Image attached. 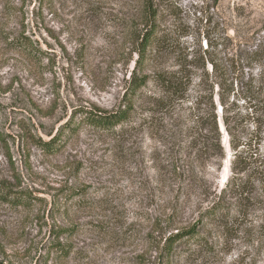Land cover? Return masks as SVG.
Segmentation results:
<instances>
[{"label":"rangeland","instance_id":"374dc122","mask_svg":"<svg viewBox=\"0 0 264 264\" xmlns=\"http://www.w3.org/2000/svg\"><path fill=\"white\" fill-rule=\"evenodd\" d=\"M143 4L0 0V188L33 197L17 208L0 196V264H264V183L247 196L221 194L232 154L223 127L228 159H199L173 118L147 117L148 104L136 98L138 113L124 132L84 127L59 152L37 146L79 109L112 111L135 73L154 70L153 63L135 69ZM154 4L172 37L168 66L209 47L217 81L233 84L240 100L242 76L257 79L264 70L255 56H264V0ZM206 69L211 74L210 63ZM191 168L202 187L181 180ZM219 197V219H205ZM193 229L204 243L180 244L169 256L166 239ZM65 245L68 257L58 252Z\"/></svg>","mask_w":264,"mask_h":264},{"label":"trees","instance_id":"16d2710c","mask_svg":"<svg viewBox=\"0 0 264 264\" xmlns=\"http://www.w3.org/2000/svg\"><path fill=\"white\" fill-rule=\"evenodd\" d=\"M143 7L141 28L136 38L138 59L135 69L143 70L147 63H153L154 70L143 77L135 73L122 101L112 111L100 108L79 109L55 136L48 141L39 140L37 146L49 153L59 152L84 127L109 135L124 132L133 125V118L138 113L135 100L141 98L148 104L142 108L145 114H149L147 117H152L153 112H166L173 118L176 134L186 138L185 143L189 144L199 159L207 156L219 161L228 159L222 142L223 127L232 154L229 157L230 175L221 194L230 190L247 196L256 184L264 183V154L259 151L264 142V130L260 126L264 124V70L257 79L249 75L245 80L242 76L240 96L247 111L243 114L238 106L241 99H236L233 84L228 88L225 83L217 81L220 77L219 66L208 58L209 47L190 59L186 55L174 60V64L168 66L171 34L159 24L160 12L155 9L154 0H144ZM17 42L20 48L29 47V42L24 39H18ZM255 56L260 63L264 61L259 51ZM208 63L211 64V74L206 69ZM259 111L261 115H258ZM251 119L257 124L252 131L248 129L247 122ZM190 171L192 175L185 177L182 174L181 180L185 179L187 186L202 187L199 183L201 177H198L196 170L191 168ZM75 194L72 193L69 200ZM0 196L17 208L30 205L33 198L31 194L22 191L13 192L1 188ZM224 205L219 197L206 209L204 218L218 220ZM183 243L200 245L204 242L194 229L178 231L166 239L168 255L173 253L174 247ZM67 247L61 246L58 251L63 257H68L71 252L67 251Z\"/></svg>","mask_w":264,"mask_h":264}]
</instances>
